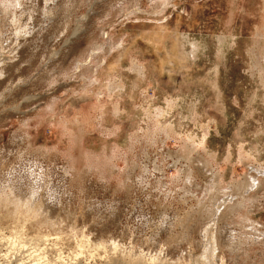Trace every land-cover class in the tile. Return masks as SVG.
Instances as JSON below:
<instances>
[{"label":"rangeland","instance_id":"374dc122","mask_svg":"<svg viewBox=\"0 0 264 264\" xmlns=\"http://www.w3.org/2000/svg\"><path fill=\"white\" fill-rule=\"evenodd\" d=\"M259 170L264 0H0V264H264Z\"/></svg>","mask_w":264,"mask_h":264},{"label":"bare ground","instance_id":"6f19581e","mask_svg":"<svg viewBox=\"0 0 264 264\" xmlns=\"http://www.w3.org/2000/svg\"><path fill=\"white\" fill-rule=\"evenodd\" d=\"M229 40V36H223V35H221L220 36V39H219V42H218V52H219V54H223V48H224V45L226 44V42ZM177 104V101L175 102V101H173L172 102V104L171 105H169L168 106V109L169 110H166V111H162V113L161 114H164V113H168V112H171L170 110L171 109H175V105ZM178 105V104H177ZM165 115V114H164ZM160 116V115H159ZM173 123V122H172ZM172 126V124H170L169 123V127L168 128H172L171 127ZM189 147V146H188ZM192 148L193 147H195V145L194 146H191ZM193 149H195V148H193ZM189 150V149H188ZM187 150V151H188ZM186 154H188V152L186 153ZM198 154H199V152H198ZM254 158H256L257 156L255 155V154H251ZM201 156V155H200ZM200 156H198V158L200 157ZM192 158V157H191ZM193 159V158H192ZM201 161V160H200ZM204 162V161H203ZM204 164V163H203ZM203 166V165H202ZM258 173H261L260 175H264V170H259V171H257ZM216 178H218V176H216ZM219 180V179H218ZM257 180V179H256ZM255 184V183H254ZM251 185V184H250ZM257 185V184H256ZM1 192V191H0ZM9 193V192H8ZM13 193V192H12ZM17 194V193H16ZM14 196H16V195H14ZM0 200L2 201V202H4V203H13V204H15V203H17V202H20V201H18V199L17 198H15V197H13V196H11V195H9V194H4V193H0ZM29 203V202H28ZM31 203V202H30ZM19 204V203H18ZM22 204V203H21ZM17 205V204H16ZM20 205V204H19ZM29 205V204H28ZM222 205V204H221ZM32 206V205H31ZM23 207V206H22ZM21 208V207H20ZM27 209V208H26ZM218 209H220V207L218 208ZM231 210V209H230ZM217 211H219V210H217ZM225 215V214H224ZM52 219V218H51ZM54 221V220H53ZM215 222V221H214ZM56 224V223H55ZM207 224H209V223H207ZM206 224V225H207ZM211 225L212 224H210V225H208V226H206V228L205 229H203L204 230V233H206L207 235H209L210 233H211V235L213 234V229H212V227H211ZM214 225V224H213ZM204 227V226H203ZM225 230V229H224ZM225 233L226 232H224L223 231V229H221V228H219L218 230H217V235H220L221 237H222V239L224 238V236H225ZM17 235V236H16ZM14 237H9L8 238V236H7V239L8 240H10L11 242H14V241H19V242H21L22 241V234H20L19 233V231H18V233L16 234ZM61 238L58 234H55V235H52V234H40V235H38V236H35V237H33V238H31L32 240H33V243H34V246H33V248H35V251H40V254L41 253H43L44 251H46L45 249L47 248V243L48 242H53L52 241V239H54V238ZM30 238V237H29ZM58 240V239H57ZM55 241V240H54ZM59 241V240H58ZM214 240L213 239H210L209 240V242L207 243V244H209L208 245V248H209V250H211L212 248H213V246H215V244H214V242H213ZM11 242H9V243H11ZM56 242V241H55ZM54 242V243H55ZM16 243V242H15ZM54 243H52L53 245H54ZM222 243H223V245H230V243H228V242H223V240H222ZM221 243V244H222ZM51 244V245H52ZM15 245V244H14ZM23 245V244H22ZM58 245V244H57ZM82 244H80L79 245V247L81 246ZM16 246V245H15ZM83 246V245H82ZM13 248V247H12ZM84 248V247H83ZM206 248V247H205ZM207 248V249H208ZM52 249V248H51ZM34 250V249H33ZM32 250V251H33ZM208 250V251H209ZM11 251V250H10ZM92 251V250H91ZM48 252V251H47ZM212 252V250L210 251V253ZM17 253V252H16ZM29 253V252H28ZM33 254H31L30 253V256L31 255H33L32 257H33V260H35L36 258L34 257L35 255H34V252H32ZM37 253H39V252H37ZM36 254V253H35ZM44 254V257L46 256L45 254L46 253H43ZM79 254V253H78ZM81 254V253H80ZM93 254V253H92ZM136 255V254H135ZM28 256V255H27ZM36 256L38 257V256H40V255H37L36 254ZM43 255H41V257H42ZM75 256H76V254H75ZM79 256V255H78ZM90 256H91V254H90ZM93 256V255H92ZM130 256H131V254H130ZM129 256V258H127L126 256H111V257H109L105 262H103V263H101V264H144V261H143V258H142V255H141V257L140 256H133V257H130ZM200 256V255H199ZM204 256V255H203ZM40 257V258H41ZM43 257V258H44ZM191 258H192V255L190 256ZM194 257V256H193ZM197 258H199L198 257V255L196 256ZM209 257V256H208ZM207 256L205 257V258H207L208 260H206L205 262V264H214L213 262H211V258L209 259ZM40 258L38 259V260H40ZM195 258V257H194ZM197 258H196V261H198V262H196L195 261V259H193L195 262L193 263V260H192V263L193 264H197V263H199V261H201L200 259L199 260H197ZM28 259V258H27ZM30 259H31V257H30ZM202 259V258H201ZM204 259V258H203ZM32 260V259H31ZM31 260H30V263H31ZM37 260V262H39ZM44 260V259H43ZM145 260V259H144ZM27 262V261H26ZM36 261H34V263L32 262L31 264H36L37 263ZM64 262V261H63ZM13 263V262H12ZM20 263V262H19ZM29 263V264H30ZM73 263V262H72ZM74 263H76V262H74ZM25 264V263H24ZM39 264H40V262H39ZM78 264H87V263H84V262H80L79 261V263ZM188 264V263H187ZM200 264V263H199Z\"/></svg>","mask_w":264,"mask_h":264}]
</instances>
